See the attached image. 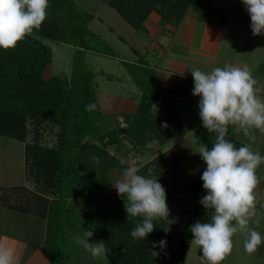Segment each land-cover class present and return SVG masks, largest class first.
I'll return each instance as SVG.
<instances>
[{"label":"trees","instance_id":"16d2710c","mask_svg":"<svg viewBox=\"0 0 264 264\" xmlns=\"http://www.w3.org/2000/svg\"><path fill=\"white\" fill-rule=\"evenodd\" d=\"M103 1L137 31H148L146 21L152 12L160 15L163 30L168 25L178 27L190 7L211 23L218 22V15L223 16L204 0ZM94 17V12L77 0H49L47 17L39 29L15 47L0 48V136L23 143L27 174L38 188L21 191V199L14 207L47 219L41 251L50 264H74L75 238L88 233L104 241L105 264H186L193 235L189 226L199 220L201 212L206 211L204 207H194L175 245L168 243L164 250L154 248L151 242L167 238L171 221H154L156 228L148 238L133 239L130 232L140 218H128L111 174L129 165L118 155L125 140L134 150L145 149L154 140L166 145L174 137L172 126L183 135L194 131L199 148L204 144L211 147L215 133H208L203 125L195 128L179 110L177 96L153 80L154 71L143 62L128 60L122 62L142 95L133 112L122 113L125 126L107 128L108 116L102 111L96 75L88 66L86 55L120 54L91 28ZM49 41L75 48L69 75L46 76L53 61ZM155 106L165 110L164 117L154 112ZM30 122L35 133L33 142L28 141ZM165 123L167 127H163ZM45 124L57 130L56 142L51 146L40 141ZM226 139L237 148L242 145L235 138ZM121 159L126 161L124 165ZM205 166L204 163L192 181H186L184 157L165 151L138 169L142 175L159 178L170 206L184 188L201 196L206 194L200 178Z\"/></svg>","mask_w":264,"mask_h":264},{"label":"clouds","instance_id":"9594fccd","mask_svg":"<svg viewBox=\"0 0 264 264\" xmlns=\"http://www.w3.org/2000/svg\"><path fill=\"white\" fill-rule=\"evenodd\" d=\"M242 3L250 16L252 34H264V0H242ZM48 4L49 0H0V48L15 47L18 41L39 29L47 17ZM188 70L193 76L192 94L199 97L202 125L208 133H215L211 147L204 144L193 150L206 164L200 176L206 194L199 203L208 218L189 226L193 234L189 244L190 249H199L208 264H221L232 251L233 237L238 232L245 236L244 248L248 253L264 244V233L249 227L259 183L256 170L264 162V156L247 144L237 148L232 140L226 139L229 125L243 130L245 135L252 128L264 132V99L257 96L256 80L246 67L226 64L211 71ZM120 163L124 165L126 161L121 159ZM112 185L124 201L128 218H140L130 232L133 239L148 238L156 228L154 221L169 220L167 192L159 178L142 175L135 165L129 164ZM89 237H76L75 242L92 257L103 258L107 251L104 241L90 242ZM151 243L154 248L164 250L168 241L164 237ZM153 253L158 255L156 251ZM12 261L11 249L0 244V264Z\"/></svg>","mask_w":264,"mask_h":264},{"label":"crops","instance_id":"0c3cea01","mask_svg":"<svg viewBox=\"0 0 264 264\" xmlns=\"http://www.w3.org/2000/svg\"><path fill=\"white\" fill-rule=\"evenodd\" d=\"M225 1L229 5L225 9H220L223 16L218 15L215 18L218 21L216 23L199 17L198 13L190 7L178 27L168 25L167 29L163 30L160 26V15L152 12L146 21L148 31H137L132 28L131 38H127L131 41L129 44L131 48L139 49L142 54L139 59L131 61L143 62L154 71L153 80L177 96L179 110L189 117L195 128L201 126L202 121L197 119L199 97L192 94L194 83L189 68L211 71L215 67H223L226 64L246 67L256 80L257 96L264 99V34L255 36L252 34L250 16L242 0ZM209 2L213 4L214 0ZM215 4L213 7L217 8ZM132 104L133 110H131ZM132 104L127 106L129 109L126 108V111L121 108L122 113L133 112L138 101ZM156 108L155 106L154 112ZM161 110V114L158 115L164 117L166 112ZM171 128L174 137L169 141L172 142L171 145L167 143V149H173L184 157L187 171L194 165L195 167L200 164L204 166L205 162L200 154L194 152L195 148H198L195 144L194 131L183 135L176 128L172 126ZM226 137L235 138L242 144L249 145L252 151L264 156V132L252 128L249 134L245 135L243 130L229 125ZM2 143L4 142L0 138V146ZM256 171L259 183L255 189L254 208L257 207L259 214L257 219L263 223L264 162L257 167ZM30 182L27 178L25 153L23 170L21 169L19 173L14 174L8 165L0 166V244L11 249L12 264H50L41 251L46 240L47 219L14 207L20 201L23 192L35 191L32 186L27 185ZM261 233H264V229ZM261 247H264V244ZM195 255L193 261L197 264L201 258L195 260V257L199 256ZM245 257L248 261H253L252 264H264L263 249L260 253L247 254Z\"/></svg>","mask_w":264,"mask_h":264},{"label":"rangeland","instance_id":"374dc122","mask_svg":"<svg viewBox=\"0 0 264 264\" xmlns=\"http://www.w3.org/2000/svg\"><path fill=\"white\" fill-rule=\"evenodd\" d=\"M77 1L81 6H85L87 10L94 12L95 17L91 22V28L98 33L105 42L111 45L117 53L120 54V57H118L114 55H98L93 52H87L86 60L88 66L95 72V81L97 85V92L101 99L102 111L106 116H108L105 126L107 128L114 125L117 126L118 124L125 126L123 123L122 112L126 111V108L129 109L127 106L139 101L138 99H140L141 96V90L135 82L134 77L122 62L123 60L131 61L133 59H139L142 55L139 49L133 50V48L129 45L131 41L128 39L131 38L133 29L132 27H129L130 25H128V23L114 8L108 6L103 0ZM204 1H208L207 3L212 6L218 2L215 6L219 10L225 9V7L229 5L225 0H214L213 4L212 2H209L211 0ZM233 11L234 9L232 12ZM48 44L52 49L53 61L46 69V76L61 73L69 75L72 70L75 48L69 44L54 41H49ZM121 108L124 110H120ZM133 109L134 106L132 104L131 110ZM155 110L157 114H161L162 112L160 108H156ZM114 116L117 118L116 121ZM197 119L198 121H201L200 116H198ZM29 128L30 131L28 141L33 142L35 140V133L31 122ZM41 132L42 136L40 141L43 145L51 146L56 142L57 130L55 127L45 124L42 126ZM0 138L4 143H6L5 145L2 143V146H0V166L4 164L5 166L8 165V168H11L14 174L19 173L21 169L23 170V143L15 139L5 138L3 136H0ZM171 143L172 142H169L168 145H171ZM168 145H162L158 141L154 140L147 148L134 150L131 149V144L125 140L118 149V155L119 157L126 159L129 164L135 165L139 168L142 164L153 159L162 152L167 151L170 153H177V151H173V149H167L166 146ZM109 149L113 152L116 151L114 147H109ZM195 149L198 150V148ZM20 161L21 165H19ZM202 167L203 165L200 164L196 167L194 165L191 170L188 168L187 174L186 176L184 175L185 177L183 179L186 181H192V179L200 172ZM122 172L123 170H117L111 174V178L114 182L121 178ZM27 178L31 181L27 185L32 186L34 190L38 189L35 180L30 178L28 174ZM201 197V195L191 193L188 189L184 188L175 202L169 206V221H171L170 231L167 236L169 244L175 245L179 240L186 218H188L197 204L201 205L199 203ZM256 208H254V215L250 217L249 227L255 228L257 231L261 232L262 229H264V221L261 223V221L257 219L259 214L257 213L258 211ZM207 218L206 211H202L199 220L204 221ZM87 236H90V242L100 241L92 233H88ZM244 239L245 236L241 232L234 235L233 249L230 253L226 254L221 264H252L253 261H248L245 255L260 253L262 249L264 252V247L258 246L255 252L248 253L244 248ZM73 253L74 264L106 263L105 256L103 258H94L81 244H77ZM195 254L197 256L199 255L198 257H195V260L199 257L201 258L199 262L197 261V264H208L207 260L202 257L197 247H193L189 250L186 264L195 263V261H193Z\"/></svg>","mask_w":264,"mask_h":264}]
</instances>
